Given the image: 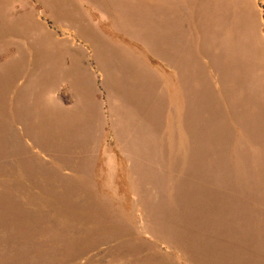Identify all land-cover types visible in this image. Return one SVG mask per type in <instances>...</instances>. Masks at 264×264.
I'll return each mask as SVG.
<instances>
[{
  "label": "rangeland",
  "instance_id": "rangeland-1",
  "mask_svg": "<svg viewBox=\"0 0 264 264\" xmlns=\"http://www.w3.org/2000/svg\"><path fill=\"white\" fill-rule=\"evenodd\" d=\"M0 264H264V0H0Z\"/></svg>",
  "mask_w": 264,
  "mask_h": 264
}]
</instances>
